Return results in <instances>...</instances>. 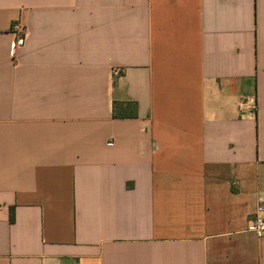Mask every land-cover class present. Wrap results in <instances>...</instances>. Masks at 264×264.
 Instances as JSON below:
<instances>
[{
  "label": "crops",
  "instance_id": "0c3cea01",
  "mask_svg": "<svg viewBox=\"0 0 264 264\" xmlns=\"http://www.w3.org/2000/svg\"><path fill=\"white\" fill-rule=\"evenodd\" d=\"M259 205L264 0H0V264H264Z\"/></svg>",
  "mask_w": 264,
  "mask_h": 264
},
{
  "label": "built area",
  "instance_id": "2783aa9c",
  "mask_svg": "<svg viewBox=\"0 0 264 264\" xmlns=\"http://www.w3.org/2000/svg\"><path fill=\"white\" fill-rule=\"evenodd\" d=\"M13 34L15 39L11 44L10 55L12 60H15L17 57L18 51L24 47L26 43V38L28 35V30L20 22H17L13 26ZM114 75H119L120 70L114 69ZM249 231L253 232L257 237H264V206L259 205L253 214L252 218L249 221L248 225Z\"/></svg>",
  "mask_w": 264,
  "mask_h": 264
},
{
  "label": "trees",
  "instance_id": "16d2710c",
  "mask_svg": "<svg viewBox=\"0 0 264 264\" xmlns=\"http://www.w3.org/2000/svg\"><path fill=\"white\" fill-rule=\"evenodd\" d=\"M115 116H116V118H118L119 115L116 113ZM130 116H131V115H130ZM132 116H133V115H132Z\"/></svg>",
  "mask_w": 264,
  "mask_h": 264
}]
</instances>
